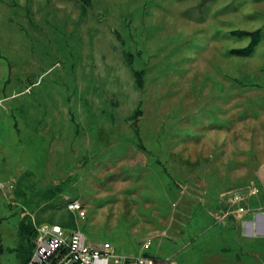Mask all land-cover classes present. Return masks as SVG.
<instances>
[{"label": "rangeland", "instance_id": "374dc122", "mask_svg": "<svg viewBox=\"0 0 264 264\" xmlns=\"http://www.w3.org/2000/svg\"><path fill=\"white\" fill-rule=\"evenodd\" d=\"M255 196L264 0H0V264L52 222L157 264H264L229 224Z\"/></svg>", "mask_w": 264, "mask_h": 264}, {"label": "built area", "instance_id": "2783aa9c", "mask_svg": "<svg viewBox=\"0 0 264 264\" xmlns=\"http://www.w3.org/2000/svg\"><path fill=\"white\" fill-rule=\"evenodd\" d=\"M255 192L256 189L251 194ZM246 198L238 192L232 195L230 201L237 204V212L244 213L241 204ZM67 210L79 218L85 217L83 205L76 200L68 203ZM36 230L34 247L26 264H157L148 256L119 254L109 241H87L79 228L68 229L52 222L41 224Z\"/></svg>", "mask_w": 264, "mask_h": 264}, {"label": "crops", "instance_id": "0c3cea01", "mask_svg": "<svg viewBox=\"0 0 264 264\" xmlns=\"http://www.w3.org/2000/svg\"><path fill=\"white\" fill-rule=\"evenodd\" d=\"M257 196L253 197L254 199L251 200L252 203L253 202L255 203V206H256L255 209L261 208V207L264 208V206L262 205V203H263L262 199L261 198L259 199V197H257ZM260 205H262V206L260 207ZM263 208H261V209H263ZM208 215L211 218L212 222H213V220L216 219L213 222V224H223V223L227 224L228 223V220H227V222L225 220L219 221L218 219L221 218V217H219V215L217 213H212V214L209 213ZM70 217H71V214H70ZM232 220H234V221H232ZM232 220L229 222V224L233 225L234 228L236 229V235H237V239H238V244L243 239L244 243H247L246 250L256 240L264 239V216L261 215V213L260 214H256L255 218H253L251 213L250 214L248 213L246 215H242L239 218L238 217H233ZM57 223H60V222H57ZM60 224H63V223L61 222ZM65 228H67V227H65ZM221 250H224V248L222 247L219 251H221ZM241 252H244V250H241ZM254 254L257 255L256 252ZM217 255H218V253H217ZM232 260L231 261H232L233 264L241 263V256L236 254V255H234V257H232ZM256 264H260L259 260L256 261Z\"/></svg>", "mask_w": 264, "mask_h": 264}, {"label": "trees", "instance_id": "16d2710c", "mask_svg": "<svg viewBox=\"0 0 264 264\" xmlns=\"http://www.w3.org/2000/svg\"><path fill=\"white\" fill-rule=\"evenodd\" d=\"M258 33V30L256 31H251V32H246L245 34H248V35H252V39L253 41H251L249 43V45L247 46L246 50L243 52L244 54H248L252 51V48L254 47V44L257 42V38H256V34ZM134 75H135V78L138 82V85L140 86L142 84V72L141 71H135L134 72ZM63 227H66L65 224H61ZM30 234H34V236L36 235V232L33 231V229L31 228V230L29 231ZM33 245V244H32ZM34 246V245H33ZM32 250H33V247L32 248H29L27 249L25 255L22 256V258L20 257V263L19 264H26V262L29 260L30 256H31V253H32Z\"/></svg>", "mask_w": 264, "mask_h": 264}]
</instances>
